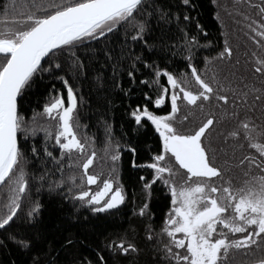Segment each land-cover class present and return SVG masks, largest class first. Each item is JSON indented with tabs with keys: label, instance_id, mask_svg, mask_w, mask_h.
Wrapping results in <instances>:
<instances>
[{
	"label": "snow or ice",
	"instance_id": "1",
	"mask_svg": "<svg viewBox=\"0 0 264 264\" xmlns=\"http://www.w3.org/2000/svg\"><path fill=\"white\" fill-rule=\"evenodd\" d=\"M181 4L185 7L192 6L190 0H181ZM17 7L24 10L19 14H12ZM257 7L264 14V0ZM153 19L156 27L160 29L157 37L161 41L159 47L162 50L174 48L186 51V66L190 72L180 70L178 76L167 68L159 67L154 61L144 59L142 53H135L133 45L139 41H143L149 51L156 49L157 45L149 44L145 39V36L155 31ZM244 19L251 20L247 27L255 33L252 39L258 45L264 44V19L257 20L247 16ZM173 20L176 33H171ZM183 20L189 22L192 17L184 12ZM180 21L181 13L171 12L156 3V0H28L19 6L15 3H0V23L3 25L0 30V183L9 185L6 204L0 208V229L14 222L21 208L22 196L29 190V181L23 167L24 154L18 145V131L23 130L25 134L35 135L39 130L36 124L39 116L55 122L54 128L42 126L45 133L44 159L52 160L53 166L61 172V179L49 182L50 191L65 183L63 170L64 160L67 159L69 167L80 169L79 175L72 174L67 177L72 186L67 189L64 198L71 200L74 208L79 209L87 205L92 213L108 214L110 211H118V206L125 201L124 187L119 183L118 174L114 175L118 173L121 144L111 143L109 131V139L104 147L106 153L110 154L112 168L108 177L101 181L98 174L89 170L97 153L88 139L85 137L82 141L76 131L79 126L74 123L77 119V95L66 75L61 73L56 79L62 81L66 87L67 102L63 94L57 92L50 96L41 112L33 111L31 122L18 111V99L31 87L36 74L51 75L53 71L61 70L62 64L55 57L56 53L67 49L69 67L78 70L83 67L84 62L76 55L75 50L103 41L105 59L114 61L111 64L112 82L116 88L121 87V81L117 79L118 69L123 70V61L127 60L126 74L133 84L136 82L135 73L139 71L138 64L152 69V76H144L140 81L157 89L154 99L147 92L143 94L152 104H165L170 94L171 110L164 114L151 111L147 104L137 105L130 112L136 127L143 124L144 118L150 121L162 142V150L154 153L150 162L145 161L137 165L133 159L132 166L148 167L152 170L151 179L146 180L143 175L140 176V180L146 181L143 188L149 195L153 183L157 180L167 185L171 193V207L161 229V232L170 238L169 243L163 245L166 256L175 264H226L230 249L247 251L250 247H259L264 243V143L261 142L264 139V127L256 125L249 117L240 120L237 128L225 137V140L231 137L241 141L237 145L241 149L245 147L246 142L248 148L258 152V155H254L249 151L243 159L238 160L237 163L246 169L245 179L239 186L233 187L231 178L219 186L212 183V178L222 177L225 173V169L214 162L215 157L209 155V150L203 142L206 130L214 124V117L208 115L190 132L180 131L175 125L174 118L179 111L178 99H183L191 105H197L200 100L211 101L214 95L218 101L229 100L227 94L221 95L219 92L224 85L215 71L211 79L205 78L213 58L205 57L204 74L192 62L193 49L200 47V42L197 35L192 34ZM195 26L197 30L202 28L198 21ZM121 28H124L123 39L117 51L115 47H111L108 37L119 32ZM177 33L178 37L173 39L172 36ZM231 54L232 49L225 40V46L217 53V58L230 57ZM42 60L48 61L47 67ZM254 67L264 75V58L257 57ZM161 77L167 78L164 86L160 85ZM189 81L198 85L197 90L193 91L187 87ZM261 98L256 96L253 103ZM241 99L247 101V95ZM233 104L237 108L240 107L235 99ZM199 106L203 107L202 104ZM50 140L59 147V156H54L53 152L49 151ZM124 147H128L133 153L136 151L130 145ZM32 152L37 153L35 145ZM73 152L79 153L82 159L74 161ZM171 162H174L177 170H184L186 179L179 185L172 178L174 172ZM46 177L47 171L37 179L46 180ZM77 180L80 181L79 185L75 183ZM91 185L97 186L95 191ZM147 208L148 204L145 202L135 211L143 216ZM42 211L43 205L39 199L33 200L26 214L28 228H36ZM225 228L229 233L240 235L238 238L229 239ZM148 235L151 238L152 232L149 231ZM45 238V234L40 230L27 238H21L19 234H8V239L15 241L25 251L31 250ZM71 242L70 239L64 238L65 244ZM117 243L122 252L135 250L134 244L126 243L123 239ZM173 245L177 249L175 252ZM181 248L184 249L183 254L179 251ZM100 259L103 260V256ZM252 264H264V258L253 260Z\"/></svg>",
	"mask_w": 264,
	"mask_h": 264
},
{
	"label": "trees",
	"instance_id": "2",
	"mask_svg": "<svg viewBox=\"0 0 264 264\" xmlns=\"http://www.w3.org/2000/svg\"><path fill=\"white\" fill-rule=\"evenodd\" d=\"M28 0H0V3H15L18 6L27 3ZM47 2V0H37ZM162 7L170 9L171 12L181 13L180 23L188 30L197 35L200 47L193 49V63L202 74L205 72V57H212L210 70L206 72L205 78L211 79L213 71L216 72L224 87L219 89L221 95L227 94V102L218 101L215 95L211 101H198L197 105H191L183 99H178L179 111L175 115V125L183 132H190L198 127L208 115L214 117V124L206 130L203 142L209 150V155L215 157V163L225 169L222 177L212 178V183L217 186L231 178L233 187L239 186L244 177V166L237 162L243 159L249 151L258 155L256 149H250L245 142L243 149L237 145L241 142L228 137V133L237 128L240 120L251 118L258 126L264 127V75L255 70L257 57L264 58V44L258 45L252 36L254 32L247 27L251 20L244 17L262 20L264 14L257 7L262 0H190L192 6L185 7L181 0H156ZM24 9L17 7L12 14H19ZM187 12L192 20L185 22L183 13ZM202 26L196 29V22ZM2 24V23H0ZM154 32L145 36L149 44L157 45L156 49L149 51L139 41L133 45L136 54H143L144 59L155 62L161 68H167L176 75L180 70L190 72L187 64V52L180 49H161V41L157 39L160 29L152 20ZM124 28L114 33L108 40L111 47L119 50V44L123 39ZM171 33H176V24L173 20ZM170 33V35H171ZM129 35L131 33L129 32ZM178 37V33L172 36ZM225 40L232 49L231 56L217 58V53L222 51ZM103 41L85 45L75 50L76 55L84 62L80 69L70 68L68 64V50L56 53L55 57L61 61L62 68L59 71L38 73L33 79L32 85L21 98L18 99V111L24 118L31 122L33 111L41 112L43 105L49 101L50 96L62 93L67 97L66 87L56 77L63 73L69 79L77 95V119L74 123L82 141L88 139L97 153L94 164L90 165V172L101 177V181L108 177L112 168L110 154L105 151V143L111 133V143L121 144V157L117 164L119 183L125 191V201L118 206V211L105 213H92L87 205L79 209L74 208L71 200H65L67 189L72 186L67 177L79 175L80 169L69 167L67 159L64 160L65 168L63 178L65 183L56 190H49V182L61 179V172L57 171L50 159H44L45 133L42 126L54 128V121L39 116L36 124L39 130L33 135L25 134L23 130L18 131V145L24 154L25 163L23 167L29 181V190L22 196L21 208L14 222L10 226L0 229V264H175L165 254L163 245L169 243V237L161 232L165 217L169 214L171 207V193L168 186L160 180L158 184L152 185L150 195L143 188L146 181L140 180L142 174L138 167L132 166V160L136 164L146 160L152 152L160 151V143L153 134L150 124L146 121L140 127H136L135 121L130 117V112L137 105H145L151 109L152 104L148 97L143 94L147 92L154 99L157 94L155 87L140 83L142 77H151L152 69L138 64V72L135 73V84L128 78L126 71L128 61L124 60L123 70L118 69L117 79L121 81V87L116 88L112 82L113 70L111 64L114 61L105 59L102 49ZM255 54V55H254ZM47 67L48 61L42 62ZM166 77L160 78V85L166 84ZM187 87L197 90L198 85L189 81ZM215 88L216 85L214 84ZM55 89V91L53 90ZM127 89L128 91H123ZM247 95V101L241 97ZM256 96H261L255 100ZM240 105L237 108L233 104ZM202 104L203 107L199 105ZM170 94L158 113L170 111ZM184 117H187L185 120ZM110 126V128H109ZM243 139V134L241 140ZM264 143V139L261 140ZM35 145L37 153L32 152ZM135 148L134 155L128 147ZM49 151L54 156H59V147L52 140L48 141ZM235 149V150H233ZM91 150V149H90ZM89 150V151H90ZM74 161L82 159L81 155L73 152ZM173 163V162H172ZM173 180L177 185L186 179L184 170H177L173 163ZM47 171L46 180L37 179ZM167 178V176H166ZM147 180V179H146ZM79 185L80 181L75 182ZM102 185V183H101ZM100 185V186H101ZM91 185L90 187H95ZM9 185H0V208L6 204ZM169 195V196H168ZM39 199L43 205L40 213V222L35 229L28 228L26 214L33 200ZM145 202L148 208L143 216L139 215V209ZM37 230L43 231L46 238L29 251L22 249L15 241L8 239V234H19L21 238L34 235ZM149 231L152 232L151 238ZM232 234V233H230ZM179 235V234H178ZM64 238L70 239V244L64 243ZM125 240L126 243L135 245V250L127 253L118 248V241ZM116 245L109 247V245ZM173 251H177L173 245ZM183 254L184 249H179ZM103 256V260L100 257Z\"/></svg>",
	"mask_w": 264,
	"mask_h": 264
},
{
	"label": "flooded vegetation",
	"instance_id": "3",
	"mask_svg": "<svg viewBox=\"0 0 264 264\" xmlns=\"http://www.w3.org/2000/svg\"><path fill=\"white\" fill-rule=\"evenodd\" d=\"M160 109H162V108L158 107V106H153L150 110L154 111V112H157V114H164V113H158V111ZM170 109H171V106H170ZM144 121H146V122H148L150 124V127H151V129L153 131V134L159 140L160 151H161L162 150V142H161V140L159 138V133L155 131V128H154L153 125H151L150 121H147L146 118H144ZM154 153H157V152H152L151 154H149L148 158L146 160H144L142 163H144L145 161L150 162ZM132 154L134 155L133 152H132ZM142 163H139L138 165H140ZM138 168L140 169V171L142 173L141 175H143L147 180L151 179L152 170L150 168H148V167H138ZM158 183H159V180L154 182L153 185L158 184ZM167 190L168 189L164 188L163 192H166ZM224 231L226 233H228V238L229 239L238 238V236L240 235L239 233L230 234L226 228L224 229ZM260 258H264V243H261L259 247H250L247 251L244 250V249H230L229 253L227 255V258H226V264H252L253 260L260 259Z\"/></svg>",
	"mask_w": 264,
	"mask_h": 264
},
{
	"label": "rangeland",
	"instance_id": "4",
	"mask_svg": "<svg viewBox=\"0 0 264 264\" xmlns=\"http://www.w3.org/2000/svg\"><path fill=\"white\" fill-rule=\"evenodd\" d=\"M2 27H3V25L2 24H0V30H2ZM102 186V185H101ZM92 188V190L93 191H95L96 190V188H97V186H95V187H91Z\"/></svg>",
	"mask_w": 264,
	"mask_h": 264
},
{
	"label": "water",
	"instance_id": "5",
	"mask_svg": "<svg viewBox=\"0 0 264 264\" xmlns=\"http://www.w3.org/2000/svg\"><path fill=\"white\" fill-rule=\"evenodd\" d=\"M42 62H43V60H42ZM0 185H1V183H0Z\"/></svg>",
	"mask_w": 264,
	"mask_h": 264
}]
</instances>
